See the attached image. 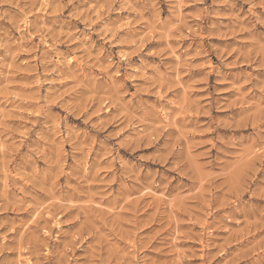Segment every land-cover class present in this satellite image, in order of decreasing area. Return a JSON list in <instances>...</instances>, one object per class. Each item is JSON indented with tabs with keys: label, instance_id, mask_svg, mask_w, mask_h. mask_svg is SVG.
Instances as JSON below:
<instances>
[{
	"label": "rangeland",
	"instance_id": "1",
	"mask_svg": "<svg viewBox=\"0 0 264 264\" xmlns=\"http://www.w3.org/2000/svg\"><path fill=\"white\" fill-rule=\"evenodd\" d=\"M0 264H264V0H0Z\"/></svg>",
	"mask_w": 264,
	"mask_h": 264
},
{
	"label": "bare ground",
	"instance_id": "2",
	"mask_svg": "<svg viewBox=\"0 0 264 264\" xmlns=\"http://www.w3.org/2000/svg\"><path fill=\"white\" fill-rule=\"evenodd\" d=\"M33 216V215H32Z\"/></svg>",
	"mask_w": 264,
	"mask_h": 264
}]
</instances>
